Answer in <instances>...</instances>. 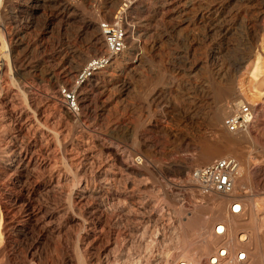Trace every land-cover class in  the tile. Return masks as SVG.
I'll return each instance as SVG.
<instances>
[{
    "label": "rangeland",
    "instance_id": "374dc122",
    "mask_svg": "<svg viewBox=\"0 0 264 264\" xmlns=\"http://www.w3.org/2000/svg\"><path fill=\"white\" fill-rule=\"evenodd\" d=\"M6 1L0 0V101L6 102L7 106L6 109L0 107V264H169L173 257L183 256L179 230L185 214L204 206L207 199L204 195L199 196L187 181L189 170L177 174L166 172V168L181 163L190 169L198 166L199 149L190 143V137L205 134L206 139L216 141L210 130L203 125L200 127L201 120L197 119L208 111L209 100L214 97L216 87L209 82L211 73L188 70L192 60L204 56L206 44L201 37L190 35L186 41V35L175 30L163 43L160 58L157 57L151 67L119 76L117 79L124 81L123 86L116 81L106 86L105 96L109 95L107 99L111 102L107 115L110 132H106L94 124L106 98L104 96L102 100L97 95L96 87L105 85L103 77L99 80L91 77L80 85L72 80V83L60 85L55 90L45 78L37 83L33 81L35 85L30 77L24 79L23 83L34 87L35 100L41 99L44 105L40 115L33 113L34 106L24 99V94L16 96L13 87L4 85L6 82L1 73L5 61L1 40L8 42V35L15 28L19 31L26 29V38L33 46L27 54V61L42 60L44 66L63 75L68 65L63 56L57 54L58 42H65L66 35L71 40L78 25L61 15L54 0H49L44 7L32 6L30 0H10L11 6ZM91 1H94V7L86 3V11L96 12L99 7L102 10L97 12L99 21L112 20H104L102 15L106 14L104 5H111L116 0ZM123 1L126 4L129 0ZM131 1L135 2L134 10L127 15L128 21L133 23H137L140 17L150 18L152 9L158 6L156 0ZM186 1L175 4L176 11ZM219 2L223 3L220 21L233 18L238 21L230 51L220 55L214 66L225 72L228 59L237 58L249 50L253 51L252 64L254 30L248 34L245 29L243 11L239 10L237 0ZM138 12H143L142 16L137 15ZM10 13L13 17L11 23L2 19ZM180 17L181 13L172 17L156 16L166 27L177 25ZM262 17L257 31L263 37ZM87 37L86 34L81 42L76 43L80 51L86 52ZM189 42L192 48L187 50ZM22 52L20 49L17 55L23 57L25 53ZM123 56L116 57V63H121L125 59ZM251 64L237 74L235 86L255 113L254 121L246 130L250 138L246 150L250 162L246 169L250 192L236 184L233 192L242 199L247 195L254 203V228L255 231L259 229L256 244L258 250L263 251L259 250L263 258L264 61L256 78L252 75ZM104 81L108 82L109 78ZM61 86H71L78 96L88 92L92 97L87 112L89 119L80 109L70 120L63 118L57 103V90ZM2 87L11 91L2 92ZM38 95H41L40 99ZM177 108L186 112L187 119H179ZM120 121L126 129L115 131ZM137 121L140 127L136 131ZM19 126L20 134L14 133L13 128ZM135 133L143 134L144 139H135ZM165 133L170 134L168 139L177 140L172 142L173 146H163ZM136 142L139 147L149 145L156 152L169 149L170 153L153 165L141 152L135 151ZM25 145L26 150L22 149ZM98 145L110 147L119 160L113 163L101 153ZM120 160L124 166L119 164ZM124 167L130 171L149 169L153 177L130 174ZM209 195L219 200L225 198L218 193Z\"/></svg>",
    "mask_w": 264,
    "mask_h": 264
},
{
    "label": "bare ground",
    "instance_id": "6f19581e",
    "mask_svg": "<svg viewBox=\"0 0 264 264\" xmlns=\"http://www.w3.org/2000/svg\"><path fill=\"white\" fill-rule=\"evenodd\" d=\"M9 1L10 0L6 1V4L8 6H11V3ZM48 1L49 0H30L29 3L32 6L44 7L46 3H48ZM156 1L158 3V6L152 9V16L150 15V18L140 17L137 23H133L132 20H130L131 22H129L127 15L130 11L134 10L135 2L129 0L126 4H124L123 0H116V2L111 5H104V8H106V14L102 15V19L104 20L115 19V13H121V23L123 26H125L124 31L126 36L124 38V50L119 56L121 58L124 55L123 57L125 59L121 63H116V57H110L106 64L99 67L95 72L92 73L91 77H94L95 79L99 80L100 77H103L102 82L105 84L103 87H96L98 89V94H96L99 97L103 98L106 93L104 90L106 89V86L113 85L115 81L120 83L121 86L124 85V81H119L117 79L119 78V76L124 75L125 73L128 74V71L139 72L148 67H151V65L157 61V57L160 58L159 55L163 49V43L170 38L175 30L179 29L180 33L182 31L187 37L186 41L188 40L189 35L195 36V38L201 37V40L207 46V51L204 53V56L201 59L192 60V62L188 65V70L211 73V76H209V82L213 84V88L216 87L214 97H211L209 100L208 111L197 119L201 120L200 127H202L203 125L205 129L210 130L211 135L214 137V139H216V141L214 142L213 140V142H211L210 139H206L204 136L205 134H201L200 136H198L197 134V137H192L193 139L190 137V143H192L193 146L199 149V156L197 158L196 164H206L214 158L222 157L225 155L235 157L240 164L241 171L239 176L235 179L233 186H235L236 184V186H238L240 189L249 191L250 184L246 169L248 168L250 162L248 160V152L246 150L247 145L250 142V138L246 131L239 134H231L226 132L221 125V121L226 114L228 103L239 102L244 98V95L236 91L235 89L236 77L237 74H240V72H242L241 70L243 68V70H245L246 67L249 66L247 65L248 63L251 64L250 60L252 59L253 51L249 50L248 52L237 58L234 57V59H228L227 71L224 70L225 72H220V69L218 67L217 69L219 70H216L214 68V66L216 65V60H218L220 55L222 56L228 54V52L230 51L231 40H233V37L238 30V21H236L237 19L233 20L235 19L233 18L232 20L220 21L219 14L221 12V9L223 8V3L219 2V0H187L188 2L186 1V4L177 11V7L175 4L180 3L182 0ZM237 1L240 4V7L238 6L239 10L243 11L242 19L244 20L245 29L247 30L248 34H250L254 30V64L252 61L251 65L253 66L252 75L256 78L258 74L257 72L262 69V63L264 61V35L263 37L260 36L257 31V26L262 22V16H264V0ZM53 2L56 4L62 16H66L67 19L70 18L69 20L72 21V23L78 24L76 28L77 30L75 31L73 38H71V40L73 39L72 41L69 40V37L66 35L67 38L65 42H58L57 54L62 55L64 62L68 65L67 71L63 75L57 73L54 68H48L44 66V62L42 60L35 63L27 61V54H29L33 50V46L26 38V29L19 31L15 28V30L11 32L10 35H8V42L4 41V39L1 40V50L3 52V58L5 61L2 65L3 72L1 73V75L4 83L6 82L5 84H3L6 85L7 88L13 87L12 90L15 91L16 96L19 94H24V99L29 100V102H31L34 106L33 113L35 115H40L43 113L44 105L40 101L41 95H38V99L40 100L37 102V99L35 100L36 94L34 95V97L33 94L35 92H32L34 87L32 88V84L30 85L27 81L26 82L28 83V85L25 82L23 83L24 79L30 77V79H32V82L35 81L37 83L45 78L49 82L50 87L55 90V88L60 85H65L68 83L70 84L75 74L81 70V68L88 60L100 57L102 54V42L96 28V23L99 21V14L97 12H101L102 10H100V8L97 6L96 7L98 8V10L96 12L85 10V4L87 3V6L92 5L91 7H94V1L54 0ZM142 13L143 12H138L137 15L142 16ZM176 13H181V19L175 26L166 27L164 26V21H160L156 18L158 14H164V16L166 17H172ZM11 14L12 13L6 16H2V19L4 21L10 20L11 23L13 21V17ZM206 19H208L210 22L205 21ZM243 20H240V22ZM86 34L88 35V37L85 39V43H87L88 48L85 50L86 52H83L82 50H79L80 48H77L76 43L78 41L81 42ZM190 48H192V43L189 42L187 50H189ZM20 49L25 53L23 57H19L17 55ZM34 49L36 50L38 48ZM177 66V68H182V66ZM103 69L107 71L104 72ZM106 77L109 78L108 82L104 81ZM1 91L7 93L11 90L8 91V89L6 90V87H2ZM107 97L105 98V100L104 98L102 99L104 100V107L99 112H97L94 118V124L97 125L100 130L103 129L106 132H110V128L107 123V115L110 112L109 106L111 102L109 99H107ZM91 99L92 97H90L88 92L79 94V96L77 94L78 109L83 111V114L87 119H89V117H87V112L89 110L90 103H92ZM57 103L59 112L61 113L63 118L66 121L70 120L72 117L71 113L67 109H65L59 101ZM0 107L6 109V102L0 101ZM176 113L179 119H187L188 115L185 111L180 112L177 108ZM16 122L17 121L15 120L14 123L16 124ZM122 122L120 124L117 123L118 125L116 124L117 127H115L114 129L115 131H123L126 126ZM138 123L139 122L137 121V125H135L136 127L134 128L136 131L140 127ZM13 129L14 133L20 134V126ZM134 129L132 132H134ZM169 135H167L166 133L164 134L163 146H173V143L177 142V140H173V142L172 140L168 139ZM180 136L183 137L182 135ZM180 136L178 137L180 138ZM134 137L135 139L137 138L141 141L144 139V135L141 133H135ZM136 144L135 151L141 152L143 156L149 161V163H153V165L154 163H158L159 160L161 161L162 159L164 160L165 158H167V156L169 155L168 153H170L169 149V151L163 149L156 152L151 148L152 146L145 145V148H143L141 146L139 147L138 142H136ZM98 147L101 153L108 157V159H110L113 163L115 160H119V158H117V155L112 151V149H110V147L102 145H98ZM26 148L27 146L25 145L22 149L26 150ZM119 164L121 166H124L122 161ZM125 169L130 174L140 176L147 175L149 177H153L152 173L148 172L149 169L146 170L144 168V170L141 171H130L129 168ZM185 170H190V168L182 163L174 168H166V172L177 174H180L182 171L186 172ZM204 196L207 199V203L204 206H199L198 208L194 210L192 209L191 211L186 213L185 221L182 222L181 228L179 230V238L183 245V256L185 258H191L200 257L207 254L213 243V238L209 235L210 227L214 221L224 220L228 223L232 233H235L238 229H243L247 232L250 246L249 264H264V257H261L259 252L260 249L258 250V246L256 244V232L259 229L256 227L258 230L255 231L254 228L253 201L248 198L247 195L243 199L240 196V200L242 202L244 212L246 211V214L240 217H234L228 216L226 214V204L228 201V198L226 196L223 195L225 198L222 200H219L209 194H206ZM261 232H263V229ZM194 238H196L197 241H194Z\"/></svg>",
    "mask_w": 264,
    "mask_h": 264
},
{
    "label": "built area",
    "instance_id": "2783aa9c",
    "mask_svg": "<svg viewBox=\"0 0 264 264\" xmlns=\"http://www.w3.org/2000/svg\"><path fill=\"white\" fill-rule=\"evenodd\" d=\"M111 21H98L96 28L102 42L100 57L88 60L73 78V83L80 85L91 78L93 72L107 63L110 57L119 56L125 47V26L121 23V13H115ZM71 82V83H72ZM58 100L72 116L78 113L77 93L71 86L59 87ZM255 113L252 105L246 100L230 102L222 118L221 125L231 134L246 131L254 121ZM241 171L238 160L230 155L217 157L210 162L192 167L187 173V181L194 187L199 196L218 193L228 198L226 214L240 217L244 208L240 195L233 192L235 179ZM243 193L244 190L242 191ZM209 235L213 243L209 252L200 257L185 258L181 255L170 259L169 264H249V239L243 229L232 233L228 223L216 220L212 223Z\"/></svg>",
    "mask_w": 264,
    "mask_h": 264
}]
</instances>
